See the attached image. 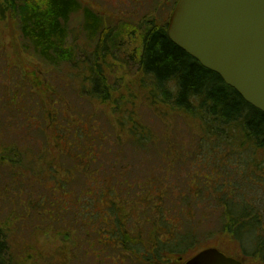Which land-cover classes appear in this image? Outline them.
Segmentation results:
<instances>
[{
	"label": "trees",
	"instance_id": "1",
	"mask_svg": "<svg viewBox=\"0 0 264 264\" xmlns=\"http://www.w3.org/2000/svg\"><path fill=\"white\" fill-rule=\"evenodd\" d=\"M78 13L83 16L82 31L75 41L84 37L77 54L69 41V23ZM0 15L18 19L28 41L25 48H32L48 66L43 70L60 68L67 74L49 76L47 82L55 86L44 82L48 101L41 121L47 128L45 138L49 132L52 136L46 149L57 142L58 151L50 152L48 160L47 153L33 157L48 161L40 170L43 178H34L40 187L34 194L22 188L18 196L26 192L34 197L20 201L26 213H34L25 224H0V264H36L11 256L10 236L26 228L35 234L61 231L69 240L71 264H181L203 248L219 247L217 239L225 235L237 243L243 263H264V112L171 40L168 18L160 24L148 20L144 27L138 91L152 105H165L185 120L200 122L190 144L175 139L172 126L155 128L141 123L134 111H123L122 95L134 91L116 87L111 63L117 59L112 47L124 37L126 25L111 26L105 15L81 0H0ZM63 83L75 84L77 94L100 105L106 125L99 121H106L101 114L72 110L67 96L49 99V90H66ZM12 96V107L26 122L37 113L28 107L31 100L25 91H12ZM24 130L25 144L7 148L0 159L13 174L16 165L26 171L24 155L31 160ZM125 132L123 148L111 144ZM154 157H160V163ZM67 159L75 165L64 164ZM144 162L157 164L152 174L158 180L138 179Z\"/></svg>",
	"mask_w": 264,
	"mask_h": 264
},
{
	"label": "rangeland",
	"instance_id": "2",
	"mask_svg": "<svg viewBox=\"0 0 264 264\" xmlns=\"http://www.w3.org/2000/svg\"><path fill=\"white\" fill-rule=\"evenodd\" d=\"M30 1L33 2L35 0ZM40 1L45 2L46 0H39V2ZM81 3L82 5L91 6L102 15H105L104 17L111 26H117V24L120 23L127 26V31L122 34L124 37H121L117 45L112 47L114 57L117 59L111 63V68L114 71L112 74V81L116 84V87L118 88L119 85H123L121 91L125 93H129L128 91L130 89L134 91L133 94L129 96L125 97V94L122 95L123 103H125L123 111L125 112V109L126 111H130V113L134 111V113L140 117L141 123L151 125L155 128L164 129L167 125H169V127L172 126L176 129L174 132L178 134V138L175 139L185 144H190L200 131V122L185 120L183 116L169 111V107L165 105H152L148 98H146L142 92L140 93L138 91L141 85L140 78L142 77V73H140L141 71H139L138 68L140 66L139 55L143 48L142 38L145 32L144 27L149 25L147 23L149 22L148 20L155 19L157 20V24H160L169 18L175 0H81ZM82 20V14L78 13L73 15L69 23V41H72L77 54L79 53L77 45L81 42V38L84 37V35L77 37L78 39L75 41L76 35H79L82 31ZM118 30L120 29H115L114 33ZM27 43L28 41L21 35L18 19L10 15L5 19H1L0 15V159L4 156L7 148L11 150L15 145L23 141L22 139H24V135L26 134L24 129L27 130V140L30 142L31 152H29V154H32V156L29 155V157H27L31 159L30 162L34 156L46 153L48 154V160L50 158V152L58 151V148L55 147L57 142L51 144L49 148L46 149L45 143L48 138L52 136L49 132L48 137L45 138L43 130H47V128L45 125L42 126L43 123L41 121L45 118L47 108L45 103L48 101L44 93V82L49 87L52 85L55 86L53 82H47L49 76L53 75V77L63 78L66 77L67 74H63L65 70H61L60 68L56 70L51 68L49 71L43 70V68H48V66L39 61V58L36 57L32 48L28 47V50L25 48ZM71 71L72 70H70V72ZM75 72L78 73L79 71L75 69ZM63 84L64 86L62 89L66 88V90H60L59 88L49 90L47 93L49 95L48 98L56 100L57 97L55 94L67 96L70 104L73 106L72 110L78 107L85 113L96 112V115H103L102 112H98L100 105L94 106L88 103L84 97L76 93L75 84ZM19 90L25 91L27 100H31L30 105L28 103V107H35L34 112L37 111V113H33L30 118L28 117L27 122L25 118H23L22 113L16 111L15 108L12 107L14 104L12 91L17 92ZM145 93L147 94L146 91ZM27 114L29 115V111L26 115ZM105 118L106 121L99 119L104 125L107 123V117L105 116ZM113 118L115 117L113 116ZM116 118L118 117L116 116ZM33 121H35V123L32 127L30 123ZM171 130L174 129L172 128ZM126 137L127 133L125 132L122 139L113 140L111 144L120 145L118 147L123 148L127 144ZM169 139L172 140V137ZM177 140L175 145L179 143ZM23 144H25L24 141ZM34 145H37L35 150H33ZM41 145H43V147ZM39 150L44 151L39 153ZM130 154H132V151H130ZM155 158L158 160V163H160V157H154L153 160H155ZM142 159H140V161H144ZM47 160L43 161L41 159L39 162L34 160L35 163L32 162L30 164L24 155L22 162L26 164V171L23 170V172H21V170L18 169V165H16L14 169H16L17 173L15 172L14 174L11 173V170L5 167V165H0V224L7 223L8 221L15 222L16 224L28 223L29 218L27 215L31 217L30 214L33 215L34 212L29 210V212L26 213V208L23 207L20 201L24 196L26 197V195L29 198L27 202L34 200V197L30 195V193H25L27 191H32L33 193L38 189V184H35L36 181L34 178H43L40 170L48 166ZM57 161L61 162V155L57 154ZM64 164H68L71 167L75 165L74 161L69 159H67ZM155 166H157L156 163L152 165L146 162L141 163L139 168H141L142 173H137L138 179L140 181H151V183L153 180H156L158 176L152 174L153 167ZM163 166V162H161V170H163ZM174 166L177 168L178 165ZM20 182H22L23 185L20 186L18 184ZM22 188L26 190V192L22 194L23 197L18 196L20 194L18 190ZM26 229L18 233L14 232V234L12 233L10 236L9 240L12 242L10 251L14 259L19 255L21 260L26 263L71 264L69 240L67 242L65 238H63L61 235L63 233L61 231L45 229L44 232H36L35 234L30 233L32 232L31 228ZM218 239L220 240L218 241ZM218 239L217 243H219V247H217L220 248V250L229 255L241 259L243 258L239 253L237 243L234 242L230 236L225 235ZM193 254L194 253L188 255L186 259L192 257ZM137 263L138 260L136 261V264ZM129 264H132V262ZM171 264L175 263L172 262ZM251 264L264 263L261 261H254L251 262Z\"/></svg>",
	"mask_w": 264,
	"mask_h": 264
},
{
	"label": "water",
	"instance_id": "3",
	"mask_svg": "<svg viewBox=\"0 0 264 264\" xmlns=\"http://www.w3.org/2000/svg\"><path fill=\"white\" fill-rule=\"evenodd\" d=\"M168 34L264 112V0H178ZM185 264H243L218 247Z\"/></svg>",
	"mask_w": 264,
	"mask_h": 264
}]
</instances>
